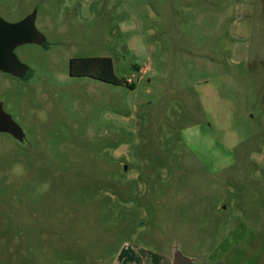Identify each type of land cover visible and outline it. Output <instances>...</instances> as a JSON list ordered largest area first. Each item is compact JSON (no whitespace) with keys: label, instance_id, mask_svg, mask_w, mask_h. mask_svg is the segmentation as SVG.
<instances>
[{"label":"rangeland","instance_id":"rangeland-1","mask_svg":"<svg viewBox=\"0 0 264 264\" xmlns=\"http://www.w3.org/2000/svg\"><path fill=\"white\" fill-rule=\"evenodd\" d=\"M41 44L0 102V264H264V0H0ZM109 57L126 85L70 77Z\"/></svg>","mask_w":264,"mask_h":264},{"label":"water","instance_id":"water-1","mask_svg":"<svg viewBox=\"0 0 264 264\" xmlns=\"http://www.w3.org/2000/svg\"><path fill=\"white\" fill-rule=\"evenodd\" d=\"M44 42L41 34L34 26V15H30L16 23H7L0 18V71L22 78L27 67L24 66L12 50L24 43L41 44ZM0 133L12 136L18 142H24L25 134L15 123L11 115L6 113L0 102ZM171 264H197L199 259L185 256L177 243L171 247Z\"/></svg>","mask_w":264,"mask_h":264},{"label":"trees","instance_id":"trees-1","mask_svg":"<svg viewBox=\"0 0 264 264\" xmlns=\"http://www.w3.org/2000/svg\"><path fill=\"white\" fill-rule=\"evenodd\" d=\"M68 73L70 77H89L113 85H126L124 80L115 75L112 60L109 57L71 59Z\"/></svg>","mask_w":264,"mask_h":264},{"label":"flooded vegetation","instance_id":"flooded-vegetation-1","mask_svg":"<svg viewBox=\"0 0 264 264\" xmlns=\"http://www.w3.org/2000/svg\"><path fill=\"white\" fill-rule=\"evenodd\" d=\"M3 106V105H2ZM4 109V108H3ZM5 111V110H4ZM6 112V111H5ZM6 113H8V112H6ZM13 119V118H12ZM4 134V133H3ZM8 135V134H7ZM10 136V135H9ZM10 137H12V136H10ZM13 138V137H12ZM14 139V138H13ZM15 140V139H14ZM16 141V140H15ZM16 142H18V141H16ZM18 143H20V142H18ZM22 143H24V142H21L20 144H22ZM200 263V262H199Z\"/></svg>","mask_w":264,"mask_h":264}]
</instances>
